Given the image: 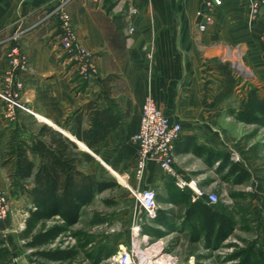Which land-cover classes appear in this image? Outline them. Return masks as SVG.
<instances>
[{
    "label": "crops",
    "instance_id": "0c3cea01",
    "mask_svg": "<svg viewBox=\"0 0 264 264\" xmlns=\"http://www.w3.org/2000/svg\"><path fill=\"white\" fill-rule=\"evenodd\" d=\"M204 1L131 0L137 14L131 19L135 32L127 36V21L109 13L113 0H0V88L8 72L6 54L11 37L19 31L29 61V70L19 75L24 85L21 101L30 110L26 113L16 109L9 117L0 100V136L5 129L3 139L8 130H16L29 144L38 129L47 125L76 141L80 150L87 151L114 177L125 178L123 175L128 174L134 183L137 145L131 137L138 131L144 98L151 97L163 115L182 129L174 142V169L201 187L188 173L198 163L207 164L199 148L217 144V134L205 111L223 106L232 92H241L244 85L236 84L237 77L219 62L218 51L210 45H241L245 64L264 80V16L250 22L247 11L236 0H223L214 10L207 30L197 34L196 26L203 20L198 12ZM59 5L71 17L81 44L90 53L96 78L82 80L72 60L61 50L58 19L51 14ZM104 86L109 88V98L123 118L116 130L89 149L68 128L73 124V112L94 100ZM245 94L240 95L238 106ZM96 103L99 109L109 104L102 96ZM89 116V111L81 112L84 130L90 126ZM69 117L72 119L66 123ZM29 120L38 127L21 126V121ZM1 145L0 155L4 150ZM28 158L38 164L35 152L30 151ZM151 169L156 170L160 183L167 181L158 165L148 162L145 185H154ZM17 185L11 184L7 169L0 163V191L8 194L7 188L12 190ZM22 198L26 214L31 206L24 195Z\"/></svg>",
    "mask_w": 264,
    "mask_h": 264
},
{
    "label": "rangeland",
    "instance_id": "374dc122",
    "mask_svg": "<svg viewBox=\"0 0 264 264\" xmlns=\"http://www.w3.org/2000/svg\"><path fill=\"white\" fill-rule=\"evenodd\" d=\"M115 2L113 0L112 4ZM235 81L238 85L241 83L239 79L235 78ZM244 85L248 86L245 91ZM244 85L241 92H232L230 101L205 113L217 134V144L208 148L229 153L231 160L239 162L248 171L247 180L241 182L230 177L216 162L198 163L188 173L202 187L204 201L207 194H214L218 203L213 207L222 206L223 213L230 219L232 231L226 239L205 241L198 218L185 216V211L193 203L190 194L174 187L166 176L167 181L160 183L154 169L150 173L155 186L145 185L146 173L141 186L155 190L156 202L166 224L161 226L154 220L140 218L137 223L140 232L135 236L131 232V228L137 225L133 223L135 203L124 187L127 183L125 178L114 177L87 151L79 149L78 167L91 171L100 179L113 181L116 187L104 191L91 205L83 208L74 227L55 242L39 249L72 251L73 259L62 263L46 261L24 247V241L17 233L26 203L20 185L12 190L7 188L13 212L0 228V239L11 250L13 261L20 264H118L119 255L128 252L136 255L137 264H264V121L259 125L244 124L235 116L240 95L251 88L263 94L264 80L253 73V80L246 81ZM20 124L28 129L38 127L30 120ZM52 224L48 222L47 226ZM148 231L150 234L146 233ZM155 250V254L150 253ZM162 256L165 257L159 263Z\"/></svg>",
    "mask_w": 264,
    "mask_h": 264
},
{
    "label": "trees",
    "instance_id": "16d2710c",
    "mask_svg": "<svg viewBox=\"0 0 264 264\" xmlns=\"http://www.w3.org/2000/svg\"><path fill=\"white\" fill-rule=\"evenodd\" d=\"M109 95V88L104 86L94 100L88 101L73 112V124L68 128V132L89 149L94 148V145L121 124L123 117L117 112ZM101 96L109 104L99 109L96 102ZM83 110L90 112V126L85 130L81 128ZM235 116L244 124L259 125L264 121V93L260 95L257 89H249L235 111ZM71 119L72 117H69L66 123ZM4 131L6 132V129L0 136V145L3 144L4 147L0 163L7 169L11 184L19 183L20 192L31 206L24 218V226L17 235L24 241L25 248L33 250V255L46 261L62 263L73 259L74 254L70 250L39 249L55 242L74 227L80 220L82 209L91 205L104 191L115 188L116 184L107 179H100L91 172L80 170L77 165L79 147L47 125L38 129L37 135L31 137L29 144L22 140L16 130H8L7 137L3 139ZM199 150L206 157L207 164L216 162L230 177L241 182L247 180L248 171L239 162L231 160L229 153H217L204 146ZM30 151L37 154V165L29 160ZM213 206L215 205H208L201 198L190 204L185 216L198 218L205 241L214 239L220 242L230 235L232 223L223 213L222 206ZM161 215L158 210L154 221L162 226L166 222ZM48 222L53 224L47 226ZM146 233L150 234V231ZM0 264H20L13 261L11 250L1 239Z\"/></svg>",
    "mask_w": 264,
    "mask_h": 264
},
{
    "label": "built area",
    "instance_id": "2783aa9c",
    "mask_svg": "<svg viewBox=\"0 0 264 264\" xmlns=\"http://www.w3.org/2000/svg\"><path fill=\"white\" fill-rule=\"evenodd\" d=\"M115 3L109 8V13L114 16H120L126 22V35H132L135 32L131 19L136 16L137 11L131 0H114ZM223 0H205L199 15L203 20L197 25V34L204 33L207 26L212 23L214 10L222 4ZM239 5L248 13L250 22H255L258 17L264 16V0H236ZM58 19L57 40L61 50L69 60H72L76 66V72L82 80L93 79L97 77V70L90 53L81 44L77 31L73 27L71 17L59 5L51 13ZM22 33L15 31L11 37V46L6 54V62H8V72L4 74L2 86L0 88V100L2 101L7 116L14 115L15 110L19 109L29 113L30 110L22 104L21 95L23 92V82L19 75L29 70V61L20 40ZM214 50L218 51L219 62L226 64L231 69L237 79L241 83L253 80V71L244 62L245 51L241 45L215 43L210 45ZM141 118L137 133L131 137V141L137 145L136 162L132 170L134 183L129 184L130 177L124 174L127 188L131 197H133L135 207L133 215L135 217L133 223L137 224L140 218L145 220H154L159 210V204L156 202V192L153 188L142 187V181L148 162H154L159 169L169 177L174 187L180 191H189L191 201L196 202L204 197L202 188L199 187L195 180L185 179L174 169V142L180 137L181 127L177 122H170L156 106L155 101L151 97H145L141 109ZM205 201L208 205H216L217 197L214 194H207ZM12 206L7 193L0 191V228L3 222L12 216ZM26 214H22L19 218L21 224L18 229L24 226V218ZM139 215V216H138ZM137 217H139L137 219ZM139 225L133 226L131 232L138 236ZM118 264H137L139 261L136 255L128 252H122L118 259Z\"/></svg>",
    "mask_w": 264,
    "mask_h": 264
},
{
    "label": "bare ground",
    "instance_id": "6f19581e",
    "mask_svg": "<svg viewBox=\"0 0 264 264\" xmlns=\"http://www.w3.org/2000/svg\"><path fill=\"white\" fill-rule=\"evenodd\" d=\"M119 177H120L119 179L121 180V179H122L121 176H119ZM157 250H158V249H157ZM157 250H155L154 252H150V253H154V254H155V253L157 252ZM163 257H165V256H162L161 258L158 259V260H159V263H162V262H160V261H161V259H163ZM151 262H152V261H151ZM146 264H151V263H150V262H149V263L147 262Z\"/></svg>",
    "mask_w": 264,
    "mask_h": 264
},
{
    "label": "water",
    "instance_id": "95a60500",
    "mask_svg": "<svg viewBox=\"0 0 264 264\" xmlns=\"http://www.w3.org/2000/svg\"><path fill=\"white\" fill-rule=\"evenodd\" d=\"M75 142V144L78 146V144H77V142L76 141H74ZM80 148H81V146H79ZM86 148V147H85ZM83 149V148H82ZM86 150H88V148H86Z\"/></svg>",
    "mask_w": 264,
    "mask_h": 264
}]
</instances>
